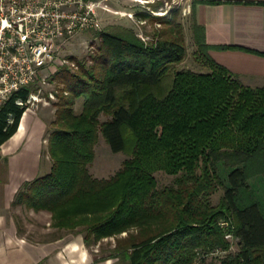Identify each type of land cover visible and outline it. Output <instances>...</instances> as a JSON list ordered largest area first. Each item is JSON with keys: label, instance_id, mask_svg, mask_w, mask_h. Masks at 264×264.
<instances>
[{"label": "trees", "instance_id": "1", "mask_svg": "<svg viewBox=\"0 0 264 264\" xmlns=\"http://www.w3.org/2000/svg\"><path fill=\"white\" fill-rule=\"evenodd\" d=\"M173 22L150 44L125 28L100 34L94 64H80L58 96L50 172L23 183L12 207L47 211L53 228L84 232L85 243L126 233L115 249L126 264H194L201 251L228 250L227 235L239 250L221 264H264V198L250 183L264 177V86H244L215 62L211 48L239 47L207 45L194 19L211 72L175 71L185 48ZM30 93L24 88L0 108V147L17 132ZM99 134L112 153L130 155L110 179L89 172ZM159 171L176 176V188L159 190Z\"/></svg>", "mask_w": 264, "mask_h": 264}, {"label": "rangeland", "instance_id": "2", "mask_svg": "<svg viewBox=\"0 0 264 264\" xmlns=\"http://www.w3.org/2000/svg\"><path fill=\"white\" fill-rule=\"evenodd\" d=\"M102 1L107 7L105 10L100 11L101 29L98 31L80 32L64 43L57 51L56 64H54L50 72L45 74L44 81L40 80L31 87L32 92L36 94V98L31 99L27 104L30 109L34 110L45 121L47 126L41 154V164L38 170L39 176L50 172L52 167V161L48 153V132L52 128V122L55 120L56 104L59 103V97L62 94L66 95L63 89H66L67 79L70 78L71 74L79 71L80 64L85 65L87 68L94 64L101 45L100 34L102 32H115L125 28L133 31L145 43L150 44L159 38V32L162 29L168 27V21L174 19V25L180 26L181 29L185 56L180 63L174 64L173 69L175 71H191L197 74L211 72L205 56L195 44L191 8L185 0ZM140 14H146L148 17L142 19L139 17ZM239 82L243 84L241 81ZM257 86L262 87L264 84H258ZM82 108L83 99H75L73 103L75 113H80ZM107 119V116L101 115L99 121L103 122ZM24 129L25 126L19 132L18 137L23 134ZM94 150L95 158L89 165V172L96 179H110L122 168L124 161L130 158L128 153H112L101 134H99ZM154 176L159 190L176 188V176L166 174L163 171L156 172ZM250 183L259 196L264 198V177L251 180ZM222 195L223 190L219 189L210 196V203L212 205L218 204ZM8 214L16 219L19 234L32 242L42 243L68 236L73 241V249H77V244H81V250L86 254L87 264H126L117 257L115 250L117 240L126 237V233L105 237L96 242L91 238L88 243H85L84 236L86 234L84 232L59 231L53 228L51 226V214L47 211H34L18 205L11 208ZM223 225L227 227L226 223H223ZM226 239L230 243L228 250L209 252L205 256H203L204 254L201 251L194 264H221L222 260L228 255L236 254L239 250L237 240L231 236H226Z\"/></svg>", "mask_w": 264, "mask_h": 264}, {"label": "crops", "instance_id": "3", "mask_svg": "<svg viewBox=\"0 0 264 264\" xmlns=\"http://www.w3.org/2000/svg\"><path fill=\"white\" fill-rule=\"evenodd\" d=\"M185 1L192 20L204 28L207 45L239 47L211 48L210 57L244 85L264 84V55L258 54L264 53V0L195 5L194 0ZM46 129L45 121L28 108L15 135L0 147V264H87L81 244L73 249L71 237L32 242L19 234L16 219L8 214L23 183L41 177L38 170Z\"/></svg>", "mask_w": 264, "mask_h": 264}, {"label": "built area", "instance_id": "4", "mask_svg": "<svg viewBox=\"0 0 264 264\" xmlns=\"http://www.w3.org/2000/svg\"><path fill=\"white\" fill-rule=\"evenodd\" d=\"M106 7L102 0H0V108L15 93L44 81L64 43L80 32L100 30ZM35 98L32 92L27 102Z\"/></svg>", "mask_w": 264, "mask_h": 264}]
</instances>
